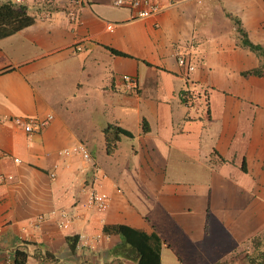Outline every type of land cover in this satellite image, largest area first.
<instances>
[{"label": "crops", "instance_id": "0c3cea01", "mask_svg": "<svg viewBox=\"0 0 264 264\" xmlns=\"http://www.w3.org/2000/svg\"><path fill=\"white\" fill-rule=\"evenodd\" d=\"M148 1L161 11L134 20L113 0H18L35 21L0 40V264L16 249L26 264H137L117 226L156 235L159 264L253 257L264 231V71L245 73L264 53L241 39L264 49V0ZM47 115L40 132L14 123ZM110 126L131 137L108 154ZM78 145L89 161L63 153ZM91 187L107 195L105 211L87 205Z\"/></svg>", "mask_w": 264, "mask_h": 264}, {"label": "trees", "instance_id": "16d2710c", "mask_svg": "<svg viewBox=\"0 0 264 264\" xmlns=\"http://www.w3.org/2000/svg\"><path fill=\"white\" fill-rule=\"evenodd\" d=\"M35 21L33 15L28 14L27 7L18 2L14 3L11 1L0 4V40L9 37L20 30L31 26ZM241 45L244 48L256 53L261 56L264 53V49L260 46L253 45L248 41L245 35H242ZM109 52L116 56L126 57V55L108 49ZM264 71V65L259 69L245 74H256L260 75ZM244 74V75H245ZM184 102V98H183ZM104 140L105 150L108 154L112 153L116 148V144L119 142L121 137H131V134L119 127L110 126L104 129ZM106 231V228H104ZM115 232L124 237V241L130 246L134 247L140 255V259L137 264H159V249L160 242L156 235H145L139 231H132L123 226H117L114 228ZM131 234V235H130ZM136 235V236H135ZM66 241L69 245L70 250H74L77 238L67 237ZM28 254L24 249H16L13 255L12 264H26ZM249 264H264V254L258 253L256 257H252L249 260Z\"/></svg>", "mask_w": 264, "mask_h": 264}, {"label": "built area", "instance_id": "2783aa9c", "mask_svg": "<svg viewBox=\"0 0 264 264\" xmlns=\"http://www.w3.org/2000/svg\"><path fill=\"white\" fill-rule=\"evenodd\" d=\"M18 2V0H17ZM113 5L116 7H126L129 8L132 12V19H145L151 16L158 14L161 11V7L156 2H149L148 0H113ZM108 30H111V25H108ZM179 65H185L184 57L181 56L177 59ZM192 67H188V70H192ZM121 80L123 81L127 90L131 91L134 87L133 80L128 76H122ZM195 100V92L188 93L184 97V103L187 106H193ZM52 115H47L44 118H15L14 123L21 125L23 130L26 133L40 132L43 130L48 123L52 120ZM64 154L68 153H77L83 160L89 161V153L82 145L75 146L70 150H65ZM15 162H18L16 159ZM2 176H0V181ZM87 205L97 211L103 212L108 208V197L105 193L99 192L96 189L92 188L87 192ZM42 217L38 218L40 221Z\"/></svg>", "mask_w": 264, "mask_h": 264}, {"label": "rangeland", "instance_id": "374dc122", "mask_svg": "<svg viewBox=\"0 0 264 264\" xmlns=\"http://www.w3.org/2000/svg\"><path fill=\"white\" fill-rule=\"evenodd\" d=\"M259 252L264 254V231L251 239L250 253L256 257Z\"/></svg>", "mask_w": 264, "mask_h": 264}]
</instances>
